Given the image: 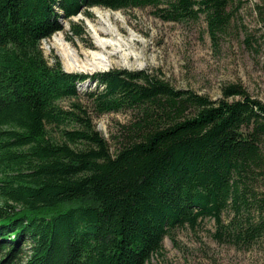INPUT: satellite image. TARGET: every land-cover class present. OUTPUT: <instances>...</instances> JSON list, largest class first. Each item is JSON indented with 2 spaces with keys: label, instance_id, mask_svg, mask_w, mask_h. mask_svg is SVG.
<instances>
[{
  "label": "trees",
  "instance_id": "obj_1",
  "mask_svg": "<svg viewBox=\"0 0 264 264\" xmlns=\"http://www.w3.org/2000/svg\"><path fill=\"white\" fill-rule=\"evenodd\" d=\"M241 4L0 0V264H151L165 237L204 220L219 243L264 242V102L239 83L211 100L114 69L93 77L84 105L63 110L57 103L79 101L75 84L87 76L49 65L40 49L81 6L151 7L166 21L202 15L215 40ZM255 42L245 34L247 49ZM119 112L128 119L111 146L92 121Z\"/></svg>",
  "mask_w": 264,
  "mask_h": 264
},
{
  "label": "rangeland",
  "instance_id": "obj_2",
  "mask_svg": "<svg viewBox=\"0 0 264 264\" xmlns=\"http://www.w3.org/2000/svg\"><path fill=\"white\" fill-rule=\"evenodd\" d=\"M242 4L234 14L230 27L223 34L212 40L201 15L197 20L183 19L166 21L154 14L151 7L119 10L123 19L116 21L119 33L126 36L134 32L139 42H135V52L143 54L145 65L141 68L112 65L104 70L86 71L82 52L95 49L99 36L94 31L98 26L91 8L81 6L79 11L68 17H60L57 22L61 29L54 34L61 35L66 45L68 56L80 61L85 69L65 71L58 52L47 46L48 40L40 42V49L49 65L58 62L61 69L68 74L87 76L75 84L79 101L63 99L57 104L63 110H70L72 103H85L88 92L98 88L93 78L97 74L110 70L147 71L165 80L177 89L192 90L209 97L220 98V89L229 83H239L253 97L264 102V16L256 13V4L264 7V0H241ZM93 8V7H92ZM102 8V7H100ZM114 23V22H113ZM71 28L82 34L74 36ZM249 33L256 40L255 51L247 49L243 40ZM53 34V35H54ZM101 35V34H100ZM118 61V58H114ZM133 59L128 60L131 65ZM77 63V65H80ZM128 119L126 113H109L93 118L98 133L111 144L110 136L115 132L117 123ZM48 136L59 138V129L47 127ZM214 223L204 220L195 229L182 228L163 239L160 256H154L151 264H264V242H252L244 247L227 242H217L213 238ZM9 242V241H5Z\"/></svg>",
  "mask_w": 264,
  "mask_h": 264
},
{
  "label": "bare ground",
  "instance_id": "obj_3",
  "mask_svg": "<svg viewBox=\"0 0 264 264\" xmlns=\"http://www.w3.org/2000/svg\"><path fill=\"white\" fill-rule=\"evenodd\" d=\"M98 26H94L95 33L99 36L96 39L94 45L95 49H91L87 52H82L84 57V64L87 61L90 62V68L81 65L77 57L73 60L68 56L66 51V45L62 41L61 35H52L47 43L49 49H55L60 58L66 60L63 63V69L65 71H80L83 68L86 71L104 70L112 65L141 68L145 65L143 60V54L141 52H135V42L140 40L134 32H128L126 36L119 33L120 28L116 26V21L123 19L122 13L119 10H110L107 8L93 7L91 8ZM114 22V23H113ZM101 34V35H100ZM118 58V61H114V58ZM133 59L131 65L128 64V60ZM80 64V65H77Z\"/></svg>",
  "mask_w": 264,
  "mask_h": 264
}]
</instances>
